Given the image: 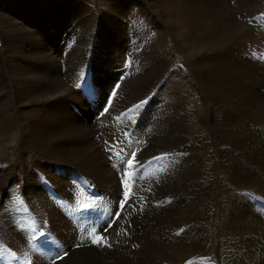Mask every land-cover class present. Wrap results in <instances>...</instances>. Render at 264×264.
Wrapping results in <instances>:
<instances>
[{"label": "rangeland", "instance_id": "374dc122", "mask_svg": "<svg viewBox=\"0 0 264 264\" xmlns=\"http://www.w3.org/2000/svg\"><path fill=\"white\" fill-rule=\"evenodd\" d=\"M198 4L202 8L205 6L201 2L191 6L193 16L191 19L193 24L190 25L193 27L196 25V27L195 29H190L186 27L189 23L184 22L181 14L179 15L180 12H178L177 8L174 7L175 5L169 0H0V117L3 118V121L0 119V126H3L6 120L10 121L15 118L16 114L18 117L24 116L20 121L25 126L27 125L24 124V120L27 121V124L32 123L40 118V116H37L38 118L33 119L40 112L45 117L47 115L49 116L50 112L53 111H56L55 114L59 115L61 108L56 103L58 101L53 102L50 100L53 98L51 95H54L52 88L58 82H67L68 86L83 96L84 92L76 90L74 85L76 81L80 80L82 69L85 67V64H88V57L91 58L92 70L94 71L92 90L95 93V98L91 102H88L89 98L86 95L87 101L80 96L83 102L79 101L78 103L67 99L64 100V107L72 115L74 114V116L82 117L85 107L94 101L96 105L99 103L103 104L104 100H107L108 92L113 90V86L119 83L120 77L122 76H125L126 81L120 84V88H118L115 96L116 101L114 100L116 105L112 107V109L115 108L119 113L120 110L117 109V106L119 108H122V106H120V101L117 102V99L126 98V90L122 89L127 85H135L138 82L144 83L145 86L149 87V91L142 98L140 97L134 100L133 103L137 100L142 101L146 99L159 86L149 106L144 102L137 105V108H148L144 119H150L151 123L146 124L143 129L147 132H143L141 128L138 131H134L136 136L135 140H142V142L146 143V138L144 139V137L147 134L150 138L152 136L158 137L162 134V131L166 132L171 130V133H175L173 138L179 141L181 139L178 133L179 128H182V131H188L187 135L190 138L193 137V134L199 135V133L202 137H199V142L192 141V144L187 142L184 145L178 146L176 150H173L175 159L167 156L161 158L165 163L157 160L156 162L159 163L156 164L159 166H154V169L157 171L161 169L163 176L156 177L151 182V185L154 187L153 183H157L160 179L165 180L166 178L168 180L169 175L167 176V174L170 172L174 163H183L181 172L183 171V174L188 175L189 168L193 163L204 161V158L201 156L214 155L216 150H225V159L220 158L219 154H216L214 161L217 163L224 162L226 164L225 171L227 169V172H225L226 175L222 174V176L225 177L228 197L227 205H225L227 207V212L225 213L227 223L225 222V229L219 224L218 228L215 225L211 230L213 237L211 235L210 240L213 241H211L213 249L210 251V253L212 252V258L209 255L211 258L210 261H218L219 264H224L223 261H220L222 255V260L227 261L226 263L228 264H264V210L256 208L247 198L240 195V192L250 191L264 197V61L261 56L252 55L253 51H256L258 54L264 52V29L251 27L243 19L252 17L256 13H264V0H227L219 8H210L203 19L198 17L199 14L197 13L198 9L196 7ZM187 12L191 11L187 10ZM217 27L219 28L217 34L224 36L225 40H218L217 36H214L217 32ZM200 34L203 35L201 36ZM253 37L254 39L251 40ZM27 38L30 39L28 40ZM61 60L65 61V70ZM129 63L135 66V69L130 72L124 70V67L129 66ZM197 69L211 71L209 78L205 79V77L199 75ZM148 70H155L156 73L153 74L151 71L152 76H149L147 75ZM250 75L252 76L250 77ZM19 81L20 83L18 84ZM25 83L26 85H24ZM211 84L214 89L205 93L204 86ZM218 86L222 88L219 90L222 92L221 94L219 91L217 92L216 88H219ZM131 91H133L130 93L131 95L129 94L126 98L127 103L131 102H128L130 96L131 100L135 99V96H139L135 92V89ZM124 93L125 95H123ZM120 95L122 96L120 97ZM168 96L175 100H170L171 105L162 107L159 102H164ZM221 100H225V103ZM133 103L128 105H132ZM72 105L80 110L81 115ZM67 106H70L72 111ZM51 107H55L53 111H51ZM184 111L187 113V116L191 113L188 116L189 122L186 116L183 121L179 119L181 123L178 124L177 119ZM97 114L98 112L96 110L95 119ZM62 116L64 118L66 117L64 113ZM92 120L94 122V118ZM123 122L125 123L126 121ZM162 127L163 129H161ZM219 131H222L224 134L226 133L225 140L218 138L217 134H219ZM58 132H62V130ZM248 132L254 136L257 134L255 136L256 138L260 136L258 137L259 142L256 139L255 143L251 145L245 144L243 137ZM13 133H10L9 136L14 137ZM258 134H262V136ZM93 135L94 143L98 151L103 155L104 153L100 151L102 146H100L101 148L99 147V144H102L99 141L101 138H97L98 135L95 132ZM214 136L216 139L213 138ZM48 138H50L49 141H52L56 137L51 135ZM96 141L98 144H96ZM150 141L151 139H149ZM62 143L67 145L68 141H63ZM88 145L90 146V144ZM191 146H195L196 149ZM21 148H23L22 152L19 153L18 150L14 156L10 154L4 157L6 158L5 160L0 159V211L4 215H6V205L1 204V201H8L7 197L9 198V194L14 191L13 186L21 185L24 186L21 189H24L28 198L29 195H31V198L38 200L44 197L49 198L53 202L54 207L50 209V213L44 205L36 204L34 206L30 202V199L27 198L28 204L30 203L31 205L30 208H34L33 212L38 218L41 220L45 219L44 221H48L47 218H49L50 226L52 225L53 229L55 227L54 221L60 219L61 215L64 216L65 209L57 204L60 201L55 202L44 192L46 188L43 190V184L41 186L38 176L42 174L49 179H53V177L58 178L57 184L53 181L51 185L54 186L55 184L60 191L63 188L71 190L75 187L69 179L65 181V179L60 178L62 173L60 176H57L56 173L54 174L55 169L51 171V167L55 165L62 167V172L66 173L67 176H70L74 173L73 170H76L83 172L91 182L95 183L94 185L97 184V187L99 186L101 189H105L107 186L104 173L98 177L99 172L92 171L90 174L86 173L81 169L82 166L78 165V169L68 167L67 165L74 164L73 161H69L68 159H64L63 161V159L57 157H46L52 161L51 163L45 160L44 156H40L44 154L43 150L46 149L44 144L33 145L28 140L26 145L22 143ZM32 151L35 153H32ZM150 152H152V149L146 153L148 154ZM154 152L156 151L154 150ZM138 154L135 159H137ZM153 155L151 154V156ZM104 159L105 161L103 162L107 163L106 156H104ZM146 159L143 158L140 162L135 160L134 162L136 163L134 165L140 164ZM180 165L176 164L179 167ZM104 166L105 168L109 166L112 171H115L120 184H118V190L121 191V184L125 181L124 170L118 165H116V168H111L112 165ZM55 168L57 169V167ZM184 168L188 170L186 171ZM238 177L240 180H238ZM121 180H123L122 183H120ZM59 185H62V188ZM109 187L111 186L109 185ZM215 187L216 185H214ZM101 189L99 188L100 191H102ZM2 194L3 198L1 197ZM5 194H7V197ZM61 194L64 195L63 193ZM150 194H153V191H150ZM169 196H173L172 193ZM104 197H107L104 198L105 201L111 198L106 193ZM17 198L20 199L21 197L17 196ZM186 198L188 199L185 194L170 197L166 200L169 203L167 205L169 209L168 207L167 209L170 210L180 206L191 211ZM67 200L70 202L69 198ZM112 201L110 202L113 205ZM115 201H119L120 203L121 197ZM125 209L127 210L126 203L123 206V211L127 213ZM182 212L184 214L186 211L183 210ZM8 213L6 215L7 217H4L5 224L0 222V224L2 223L0 225V239L5 245L14 250H19V254L23 257V253L27 252L29 245L20 236L16 224L12 220L9 221L7 219L8 217L14 216L15 212L8 209ZM208 213L212 216L213 210L211 209ZM231 214L232 217H230ZM55 217L56 220L54 219ZM66 218L68 219V217ZM128 219L132 221L135 227L132 229L128 227L130 235L123 239L130 242H139L140 244L136 245V243L130 247L128 242V245L123 242L121 239L123 236L121 234H116L113 237L114 239H110V242L112 239L114 240L110 244V247L118 248L123 256L131 260L133 264H143L142 250L149 249L145 244H149V240L144 239L146 229L150 226H156L158 221L151 222V218H149L146 221L138 219L140 222L135 223V219L132 220L129 213ZM180 220L183 222L181 226L178 224L177 226H173V229L177 231L180 228L187 227L184 234L186 235L188 232V235L192 229L190 227L192 220ZM216 220L218 221V219ZM186 222L190 224L184 225ZM125 224L128 226L129 223ZM173 229H168V231ZM62 231L64 232L63 229ZM66 235L68 233L65 230L64 237H62L63 240L66 239ZM78 236L75 234L74 242L70 241L72 244L66 242L64 243L65 245H58V251H66L70 246V249L72 247L74 251L91 248L96 253H102L103 247H95L91 245V242L85 243L79 248L78 246H74L79 244V240L76 238ZM184 236L179 238L184 239ZM52 237L56 238L57 235H52L51 239ZM158 239L160 237L156 238V240ZM53 241L55 242L56 239ZM151 241H155L153 237ZM222 245L225 249H221L219 251L220 255L216 256L217 250ZM133 248H136V250H133ZM111 251L113 252V250ZM30 254L31 259L40 257L41 254L45 259L43 261L35 259L34 264H52L53 259H55L53 260V264H60V261L65 257L60 258V254H56L57 256L55 255V258L50 259L51 256L48 257L45 252L34 250ZM23 263L25 264V261Z\"/></svg>", "mask_w": 264, "mask_h": 264}, {"label": "bare ground", "instance_id": "6f19581e", "mask_svg": "<svg viewBox=\"0 0 264 264\" xmlns=\"http://www.w3.org/2000/svg\"><path fill=\"white\" fill-rule=\"evenodd\" d=\"M19 1V0H18ZM22 1V0H21ZM171 1L177 8L179 15L181 14V16L183 17L184 22L189 23V25H187V28L190 29H195L196 25L193 27L190 24H193L192 21V10H191V6L193 4H197L198 2L204 3V7L202 8V6L200 4H198L196 7L198 9V17H200L201 19H203L205 17V15L209 12L210 8H219L221 7L224 2H226L227 0H169ZM250 1V0H249ZM254 2V1H253ZM165 3V2H164ZM169 3V2H168ZM238 3V2H237ZM228 4V3H227ZM251 4V3H250ZM242 5V4H241ZM244 5V4H243ZM254 5V4H253ZM169 6V5H168ZM254 7V6H253ZM263 7V6H262ZM171 8V7H170ZM253 9V8H252ZM187 10H190L191 12H187ZM235 10V9H234ZM254 10V9H253ZM205 11V13H204ZM214 11V10H213ZM238 11V8H237ZM240 11V9H239ZM234 12V11H233ZM250 12V11H249ZM253 12V11H252ZM227 13V12H226ZM218 15V14H217ZM228 16V15H227ZM217 17V16H216ZM219 18V17H218ZM229 19V18H228ZM238 19V18H237ZM214 22V21H213ZM228 22V21H227ZM33 23V22H32ZM7 25V24H6ZM71 25V24H70ZM139 25V24H138ZM239 26V25H238ZM247 26V25H246ZM171 27V26H170ZM225 27V26H224ZM223 27V28H224ZM240 27V26H239ZM3 28V27H2ZM218 28V27H217ZM22 29V28H21ZM245 31L249 30L247 28L244 29ZM219 28L217 29L216 34H214V36H217L218 40H222L224 38V36L222 35H218ZM237 32V31H236ZM248 32V31H247ZM246 32V33H247ZM250 32V31H249ZM258 32V31H257ZM256 32V33H257ZM4 33V32H3ZM244 33V32H243ZM264 33V32H263ZM23 34V33H22ZM136 34V33H135ZM226 34V33H225ZM261 34V33H260ZM201 35V34H200ZM203 35V34H202ZM201 35V36H202ZM206 35V34H205ZM9 36V35H8ZM138 36V35H137ZM1 37V36H0ZM6 37V36H5ZM31 37V36H30ZM176 37V36H175ZM15 38V37H13ZM213 38V37H212ZM24 39V38H21ZM28 39V38H27ZM26 39V40H27ZM30 39V38H29ZM28 39V40H29ZM202 39V38H201ZM206 39V38H205ZM234 39V38H233ZM254 37L251 39L253 40ZM13 40V39H12ZM11 40V41H12ZM27 40V41H28ZM248 40V39H247ZM262 40V39H261ZM264 40V39H263ZM4 41V40H3ZM16 41V40H15ZM214 41V40H213ZM228 41V38H227ZM255 41V40H254ZM260 41V40H259ZM199 42V41H198ZM211 43V41H209ZM189 43V42H188ZM213 43V42H212ZM25 45V44H24ZM23 45V46H24ZM224 45V44H223ZM208 46V45H207ZM14 47V46H13ZM18 47V46H17ZM21 47V46H20ZM200 47V46H199ZM209 47V46H208ZM215 47V46H214ZM10 48V47H8ZM7 48V49H8ZM188 48V47H187ZM189 49V48H188ZM64 50V49H63ZM216 50V49H215ZM11 51V50H10ZM26 51V50H25ZM121 51V50H120ZM194 51V50H192ZM202 51V50H201ZM213 51V50H212ZM23 52V51H21ZM61 52V51H60ZM161 52V51H160ZM159 52V53H160ZM24 53V52H23ZM202 53V52H200ZM19 54V53H18ZM34 54V53H33ZM212 54V53H211ZM214 54V53H213ZM225 54V53H223ZM122 55V54H121ZM150 55V54H149ZM221 55V54H220ZM20 56V55H19ZM41 56V55H39ZM193 56V55H192ZM24 57V56H23ZM26 57V56H25ZM22 58V57H21ZM41 58V57H40ZM52 58V57H51ZM35 59V58H34ZM117 59V58H116ZM204 59V58H203ZM224 59V58H223ZM78 60V59H77ZM111 60V59H110ZM114 60V59H113ZM112 60V61H113ZM155 60V59H154ZM206 60V59H205ZM14 62V61H13ZM53 62V61H52ZM80 63V62H79ZM77 64V63H76ZM254 64V63H252ZM214 65V64H213ZM250 65V64H249ZM253 66V65H252ZM258 66V65H257ZM264 66V65H263ZM153 67V66H152ZM204 67V66H203ZM216 67V66H215ZM218 67V66H217ZM241 67V66H240ZM200 68V67H199ZM206 68V67H205ZM208 68V66H207ZM251 68V67H250ZM259 68V67H258ZM16 69V68H15ZM116 69V68H115ZM263 69V68H262ZM197 73L199 75H202L203 77H205V79L209 78V73L206 69H197ZM217 70V69H216ZM254 70V69H253ZM24 71V70H23ZM71 71V70H69ZM153 74H155V70H151ZM150 70H148V74L149 76H152ZM223 71V70H222ZM264 71V70H263ZM21 72V71H20ZM251 72V71H250ZM253 73V72H251ZM261 73V72H260ZM259 73V74H260ZM26 74V71H25ZM74 74V73H73ZM158 74V72H157ZM213 74V73H212ZM247 74V73H246ZM28 75V74H27ZM72 75V74H71ZM255 75V74H254ZM213 76V75H212ZM252 75H250L251 77ZM261 76V75H260ZM263 76V75H262ZM28 77V76H27ZM21 78V77H20ZM25 78V77H23ZM153 78V77H152ZM202 78V77H201ZM40 79V78H39ZM257 79V76H256ZM23 80V79H22ZM28 80V79H27ZM150 80V79H149ZM43 81V80H42ZM60 81V80H59ZM162 81V80H161ZM208 81V80H207ZM246 81V80H245ZM256 81V80H255ZM261 81V80H260ZM5 82V81H4ZM22 82V81H21ZM150 82V81H149ZM1 83V82H0ZM20 83V81L18 82V84ZM23 83V82H22ZM21 83V84H22ZM36 83V82H35ZM51 83V82H50ZM154 83V82H153ZM212 83V82H211ZM247 83V82H246ZM262 83V82H261ZM42 84V83H41ZM206 84V83H205ZM238 84V83H237ZM236 84V85H237ZM254 84V83H253ZM252 84V85H253ZM259 84V83H258ZM16 85V84H15ZM26 85V83L24 84ZM23 85V86H24ZM31 85V84H30ZM222 85V84H221ZM228 85V84H227ZM41 86V85H40ZM216 86V85H215ZM245 86V85H244ZM249 86V85H248ZM16 87V86H15ZM135 87V88H134ZM219 87V86H218ZM224 87V85H223ZM242 87V86H241ZM257 87V86H256ZM260 87V86H259ZM13 88V87H12ZM35 88V87H34ZM123 88V87H122ZM246 88V87H245ZM254 88V87H253ZM15 89V88H14ZM40 89V88H39ZM42 89V88H41ZM53 89V93L54 95L53 98H51L50 100H52L53 102H56L60 108L61 111H59V115H56L55 112L53 111V109L51 107V111L50 115L48 116H42L43 113L40 112L39 114H37L33 119L38 118L37 116H40V118L36 119L35 121H33L32 123H28L27 121L24 120V124H21L20 119L24 116H20L18 117V115L16 114L15 118L9 120H6L5 123H3V126H0V159H6L4 158L7 155L12 154L13 156L17 153V151L19 150V153L22 152L23 148L22 147V143H24L25 145L27 144V141L29 140L33 145L34 144H44V146L46 147L44 151V154H41L40 156H44L45 160L49 161L50 163L52 162L51 160H48V158L46 157H57L59 159H68L69 161H73L74 164H69L67 165L68 167H75L78 169V165L82 166L81 169L84 170V172L86 173H91L92 171H96L97 173L99 172L98 177L104 173V179H106V184L107 186L105 187V189H101V187H99L102 191L101 194L104 197L105 193L108 194V196L110 195L111 198H109L108 200H104L102 207H100L99 212L101 213V216L103 218L106 219V217H110V216H106L104 217L102 214H104L105 212H107L109 215H113L118 208L119 205V201H115L116 199L119 200V197H121V200H125L124 196L122 194V191H119V179L117 178V175L115 173V171H112L109 166L108 168H105L104 165H109V161H108V157L110 155V147L108 145H106V141H104L105 139L109 140V142H116V140H122V138H120L119 136V132H122V127H124L130 120V118H125L123 120H116V122L113 121L112 117L113 114L118 115L119 112H117V110L115 108H113L110 113L103 118V120H98L97 118L95 119V112L97 110V108H101L102 105H104L105 100L103 102V104L99 103L98 106L99 107H94L93 105L89 104L87 105V107H85L83 116H74V114L72 115L65 107L63 104L64 100H71L74 103H78L79 101H82L81 98H84L85 101H87V98L85 95L81 96L79 95L77 92H75L70 86H68L67 82L65 83H57L54 85ZM132 89H135V92L139 95L138 97L135 96V99L131 100V96L128 98L130 100H128V102L133 103L134 100L138 99V98H142L144 96V94H146L149 91V87L145 86L144 83H138L136 82L135 85L131 84V85H127L125 88H123L122 90H126L125 93L127 94L126 98L129 96V94L133 91H131ZM214 89L213 85H207L204 86V90L205 93L207 91L210 92V90ZM217 92L222 89V88H216ZM246 90V89H245ZM43 91V90H42ZM243 91V90H241ZM254 91V90H253ZM30 92V91H29ZM208 92V93H209ZM220 94L222 93L221 91H219ZM227 92V91H226ZM121 93V92H120ZM125 93L123 95H125ZM229 93V92H228ZM238 93V91H237ZM131 95V94H130ZM200 95V94H199ZM49 96V95H48ZM81 96V98H80ZM122 95H120L121 97ZM206 96V94H205ZM240 96V95H239ZM134 97V96H133ZM220 97V96H219ZM241 97V96H240ZM126 98H121V99H117V102L120 101L122 108H119V106H117V109L120 110V112L123 113V111H126V108L132 106L133 104L137 103L139 100L135 101V103H133L132 105H128L130 103H127ZM203 98V97H202ZM223 98V97H222ZM238 98V96H237ZM245 98V97H244ZM252 98V97H251ZM32 99V98H31ZM30 99V100H31ZM165 99V98H164ZM241 99V98H240ZM253 99V98H252ZM256 99V98H255ZM170 100H175L172 97H169L167 99H165L164 102L160 101L159 103L163 106H169L171 105ZM239 100V99H238ZM116 101V100H115ZM177 101V100H176ZM222 102L225 103V100H221ZM257 101V100H256ZM52 102V103H53ZM68 102V101H67ZM83 102V101H82ZM102 102V101H101ZM215 102V101H214ZM252 102V101H251ZM254 102V100H253ZM95 103V101H94ZM209 103V102H208ZM227 103V102H226ZM241 103V102H240ZM245 103V102H244ZM243 103V104H244ZM40 104V103H39ZM123 104V105H122ZM234 104V103H233ZM248 104V103H247ZM116 102H114L113 107H115ZM139 105V104H138ZM203 105V104H202ZM222 105V104H221ZM245 105V104H244ZM36 106V105H35ZM128 106V107H127ZM238 106V105H237ZM241 106V105H240ZM248 106V105H247ZM260 106V105H259ZM262 106V105H261ZM70 107V106H67ZM137 107V105H136ZM206 107V106H205ZM18 108V107H17ZM21 108V107H20ZM59 108V107H58ZM197 108V107H196ZM251 108V107H250ZM263 108V107H262ZM242 109V108H241ZM58 110V109H57ZM70 111H72L71 107L69 108ZM238 110V109H237ZM236 110V111H237ZM259 110V108H258ZM208 111V110H207ZM244 111V110H243ZM257 111V110H256ZM163 112V111H162ZM198 112V111H197ZM219 112V111H218ZM234 112V111H233ZM14 113V112H13ZM65 114V118L62 116V114ZM121 113V114H122ZM171 113V112H170ZM181 113V112H180ZM190 113V112H189ZM200 113V112H199ZM239 113V112H238ZM19 114V113H18ZM191 114V113H190ZM190 114L188 116H190ZM208 114V113H207ZM216 114L218 115V113L216 112ZM240 114V113H239ZM28 115V114H27ZM216 115V116H217ZM14 116V115H13ZM145 116V115H143ZM187 116V113L184 111L180 114V117H178V124L181 123V121H183ZM187 116L188 122H189V118ZM250 117V116H249ZM9 118V117H8ZM84 118V120H83ZM94 118V122L93 119ZM161 118V117H160ZM163 118V117H162ZM219 118V117H217ZM256 118V117H255ZM0 119L3 118L0 117ZM179 119H181V121H179ZM220 119V118H219ZM1 121V120H0ZM5 121V120H4ZM123 121H126L125 123ZM220 121V120H219ZM30 122V121H29ZM159 122V121H158ZM185 122V121H184ZM183 122V123H184ZM224 122V120H223ZM236 122V121H235ZM263 122V121H262ZM151 120L148 118L144 117L141 120V126L140 128L143 130L145 128L146 124H150ZM187 123V122H186ZM241 123V122H240ZM230 125V124H229ZM244 125V124H241ZM261 125V124H260ZM259 125V126H260ZM202 126V125H200ZM235 126V125H234ZM17 127V128H16ZM161 127V126H160ZM184 127V126H183ZM189 127V126H188ZM231 127V126H230ZM228 128V127H227ZM56 129H58V131L62 130V132H58L56 131ZM160 129V128H159ZM163 129V127L161 128ZM167 129V128H166ZM193 129V128H192ZM195 129V128H194ZM204 129V128H202ZM206 129V128H205ZM220 130V129H219ZM13 133L14 137L9 136L10 133ZM94 132L98 135L97 138H101V140L99 139V141L102 142V144H99V147L102 146V148L100 149V151H102L104 154L102 155L101 152L98 151L96 145H95V140H93L94 135L92 136V134H94ZM143 132H147L145 130H143ZM174 132V131H173ZM188 131H182V128H179V134L181 139L179 141L175 140L173 138V136H175V133H171V130L168 131H162V134L158 137H154L152 136L151 138L148 136V134L144 137L146 143L143 142V144L141 146H131V151L133 152H137L138 157L137 159H135L136 161H141L143 160V158H147V159H151L152 157H156V156H160V155H165L167 154L168 157L175 159V155L174 152H172L173 150H176V148H178V146L180 145H184V143H191L192 141L194 142H199V135L197 134H193L190 138L189 135H187ZM197 132V131H194ZM205 132V131H204ZM245 132V131H244ZM251 132V131H250ZM151 133V132H150ZM202 133V132H201ZM182 134V135H181ZM205 134V133H203ZM226 134V133H225ZM225 134L222 131H219V134H217L219 139H223L225 140ZM51 135H54L56 138H54V140L49 141ZM144 135V134H143ZM142 135V136H143ZM150 135V134H149ZM154 135V134H153ZM257 135V134H256ZM255 135V136H256ZM261 135L262 134H258ZM111 136V137H110ZM157 136V135H156ZM250 136H253L250 138ZM253 134H250L249 132L246 133V135H244L243 137V141L245 144H253L255 143L256 139L259 142V138L260 136H258L257 138L255 137ZM110 137V138H109ZM53 138V137H51ZM109 138V139H108ZM164 138V139H162ZM214 139L215 136L213 137ZM262 138V137H261ZM149 139H151V141L149 142ZM162 139V140H161ZM155 140V141H154ZM203 140V138H202ZM49 141V142H48ZM63 141H68L67 145H65V143L63 144ZM207 141V138H206ZM48 142V143H47ZM51 142V143H50ZM261 142V141H260ZM58 145H57V144ZM193 143V142H192ZM191 143V144H192ZM90 144V146L88 145ZM96 144L97 141H96ZM146 146H145V145ZM202 144V143H201ZM257 144V143H256ZM65 145V146H64ZM145 146V147H144ZM144 147V148H143ZM192 148H195V146H191ZM220 148V147H219ZM260 148V147H259ZM152 149V152L150 153H146L148 151H150ZM184 149V148H183ZM223 149V148H221ZM154 150L156 152H154ZM165 150V151H162ZM205 150V149H204ZM203 150V151H204ZM162 151V152H160ZM160 152V153H158ZM32 153H35L32 151ZM31 153V154H32ZM87 153V154H86ZM201 153V152H200ZM208 153V152H207ZM151 154H154L153 156H151ZM216 154H219L220 158L225 159V150H216L214 155H203L201 156L202 158H204V161L200 162V163H193L191 165V167L189 168L188 171V175H185L181 172V167L183 166V163H174V165L172 166V168L170 169V172L167 174V176L169 175V179L167 180L165 178V180L160 179L158 180L157 183H153L154 187L151 185V182L149 183L148 186H144V188L142 189V193L141 196L143 198H149V200L151 198H156L161 200L163 203H166V200L169 199L170 197L173 196H179L181 194H185L188 197V206L191 208L190 210L184 209L182 207H175L173 209H169V207L166 205V207L162 208V207H156L154 205H150L148 207L145 208V212L141 213L138 209L137 206L134 205L133 207H131V201L130 200H126V205H127V213H129V216L132 220L136 222H140L138 221V219L142 220V221H146L147 219L151 218V222L153 221H158V224L156 226H150L148 229H146V235L144 236V239H148L149 240V244H146V247L149 249H144L146 250L144 253L142 250V255H143V264H183L186 261H189L190 259L197 257V256H206V255H210L212 258V255L210 253L212 246H211V230L213 228V226L217 227L219 226V224L221 225L222 228L225 229V222H226V215L225 213L227 212V207H225V205H227L228 202V197H227V189H226V183H225V177L222 176L226 175L225 172H227V169L225 171V166L226 164H224V162L217 163L214 161V156ZM86 155V156H85ZM104 156H106L107 158V163L103 162L105 161ZM151 156V157H150ZM261 156V155H260ZM12 157V156H10ZM163 157V156H162ZM259 157V156H258ZM264 157V156H263ZM169 158V160H170ZM146 159V160H147ZM167 159V158H166ZM134 160V161H135ZM160 161H162V163H165V161L163 159H159ZM1 161V160H0ZM173 161V160H172ZM5 162V161H3ZM11 162V161H9ZM136 163V162H134ZM159 163V162H158ZM167 163V162H166ZM230 163V162H229ZM1 164V163H0ZM6 164V163H5ZM8 164V163H7ZM141 164V163H140ZM137 164V165H140ZM176 164H181L180 167L176 166ZM23 165V164H22ZM158 165V164H157ZM171 165V164H170ZM159 166V165H158ZM157 166V167H158ZM24 167V166H23ZM121 168V167H120ZM168 168V167H167ZM188 168V167H187ZM23 169V168H21ZM26 169V168H24ZM175 169V170H174ZM185 169V168H184ZM230 169V168H229ZM186 171L188 169H185ZM22 172V171H21ZM61 173L60 174H56L57 176H60V178L65 179V181L67 179H70L71 176H73V174L71 176H67L66 173L62 172V170H60ZM108 172V173H107ZM35 173V172H34ZM122 173V172H121ZM82 174H84L82 172ZM107 174V175H106ZM228 174V173H227ZM85 175V174H84ZM88 175V174H87ZM182 175V178H181ZM228 176V175H227ZM123 178V176H122ZM159 178V177H158ZM124 179V178H123ZM40 182H42L41 179H39ZM52 182L54 181L55 184H57L58 182V178L53 177V179H50ZM144 180V178L142 179ZM167 180V181H166ZM232 180V179H231ZM238 180L239 177H238ZM233 181V180H232ZM237 181V180H236ZM123 180L120 181V183H122ZM153 182V181H152ZM61 183V182H60ZM93 183V182H92ZM54 184V187L58 190L59 193H63L67 198L70 199V202H73L74 200V193L78 194L79 197L81 198V195L79 194V191L77 189V187L75 186L74 188H72L71 190L67 189V188H63L61 189V191L59 190V188ZM64 184V183H62ZM67 184V183H65ZM94 184V183H93ZM72 185V184H70ZM109 185L111 187H109ZM120 185V184H119ZM214 185H216V187L214 188ZM60 186V185H59ZM69 186V185H67ZM73 186V185H72ZM97 186V185H96ZM24 187V186H23ZM27 187V186H26ZM60 188H62V185L60 186ZM98 188V189H99ZM258 190V189H257ZM150 191H153V194H150ZM37 193V192H36ZM172 193L173 196H169V194ZM264 194V193H263ZM31 195H29L30 202L36 206V204H40V205H44V207H47V210L50 211L51 213V208L54 207L53 202L48 198H44L42 197L40 200L36 199V198H31ZM37 197V196H36ZM197 197V198H196ZM107 198V197H104ZM27 199V200H28ZM181 199V198H180ZM183 199V198H182ZM111 200H113V205L111 204ZM184 202V201H183ZM60 203V202H59ZM129 203V204H128ZM174 205V204H173ZM56 206V205H55ZM110 210H107V208ZM144 206V205H143ZM172 206V205H171ZM170 206V208H171ZM31 207V206H30ZM78 207V205L76 206ZM168 207V209H167ZM43 208V207H42ZM34 209V208H33ZM213 210V217L210 215V213H208L210 210ZM45 210V209H44ZM161 210V211H160ZM183 210H185L186 212L184 214H182ZM115 211V212H113ZM255 212V211H254ZM57 213V212H56ZM3 213L0 211V222L4 223V217H7L6 215H2ZM170 214V215H169ZM230 214V213H229ZM44 215V214H43ZM169 215V216H168ZM68 217L66 214H64V216L61 215V218L56 220V217L54 218L56 221L55 222V227L52 229L53 231V236H55V234L57 235L56 238L52 237L53 240L56 239L55 243L56 245H65L64 243L66 242H74L75 239V234L79 235L78 237H76L79 241L80 240H85L86 243L91 242L90 240H88L87 236H86V232L82 230L81 226L77 223L76 220H73L71 218L68 217V219L66 218ZM229 217V216H228ZM232 217V214L231 216ZM59 218V217H58ZM184 219L187 221L192 220L191 224L190 223H185L184 225L190 224V227H192V229L190 230L189 234L184 236V239L179 238L177 235H175L176 230L173 229V226H177L178 224L183 223L180 219ZM53 219V220H54ZM62 219V220H61ZM179 219V220H178ZM218 219V221L216 220ZM229 219V218H228ZM227 219V220H228ZM7 221V220H6ZM257 221V220H256ZM53 222V223H54ZM219 222V223H218ZM235 222V221H234ZM1 223V224H2ZM7 223V222H6ZM150 223V222H148ZM227 223V222H226ZM231 223V222H230ZM0 224V225H1ZM125 224V223H124ZM139 224V223H138ZM213 224V225H212ZM232 224V223H231ZM147 225V224H146ZM230 226V225H229ZM3 227V226H2ZM103 227H105V224H103ZM116 228H114L113 230L109 231L107 236H110L109 238H113L114 236H116V233H114V230L118 229L121 227V225L119 224H115ZM135 227V226H134ZM138 227V226H137ZM214 227V228H215ZM220 228V227H219ZM62 229L67 231L68 235H66V239H62V237H64V232L62 231ZM144 229V227H143ZM168 229H173L171 231H168ZM187 229V227H186ZM221 229V228H220ZM179 230V229H178ZM217 230V229H216ZM215 230V231H216ZM219 230V229H218ZM72 233L70 235V232ZM131 231V230H130ZM135 231V230H134ZM222 231V230H221ZM224 231V230H223ZM228 231V230H227ZM63 232V233H61ZM75 232V234H74ZM133 232V231H132ZM131 232V233H132ZM138 232V231H137ZM231 232V231H230ZM233 232V231H232ZM241 232V231H240ZM239 232V233H240ZM245 232V231H244ZM135 233V232H134ZM142 233V232H141ZM140 233V234H141ZM223 234V233H222ZM227 234V233H226ZM70 235V236H69ZM123 236V234H121ZM220 235V234H219ZM191 236V237H190ZM224 236V235H223ZM2 237V236H1ZM121 238V236H119ZM129 237V236H128ZM153 237V239L155 241H151V238ZM158 240H156V238H159ZM213 237V235H212ZM226 237V236H224ZM117 238V237H116ZM124 237H122L121 239L123 240V242L126 244L127 242L129 243V246L131 247V245L134 244H140L139 242H130L127 241L125 239H123ZM126 238V237H125ZM76 239V240H77ZM109 239V242H110ZM114 239V238H113ZM112 239V241H114ZM128 239V238H127ZM215 239V238H214ZM77 240V241H78ZM135 240V239H134ZM112 241L110 242V244H112ZM119 242V241H118ZM213 242V241H212ZM71 243V242H70ZM232 243V242H231ZM72 244V243H71ZM119 244V243H118ZM213 244V243H212ZM120 245V244H119ZM89 246V245H88ZM68 247V246H67ZM102 247V246H101ZM110 247V246H109ZM228 247V246H227ZM113 249H108V248H103L102 253H96L93 249L91 248H83V249H79L74 251V249H70V246L68 247L70 253L69 255L65 258H63L60 261V264H133V262H131V260L126 259V257L123 256V254L119 251V249L114 248L112 246ZM120 249H122L120 247ZM140 249V248H139ZM221 249H225L224 246L222 245V247L220 249L217 250L216 252V256L220 255V250ZM113 250V252L111 251ZM125 251V250H123ZM225 251V250H224ZM223 253V251H222ZM133 254V253H132ZM48 255V254H47ZM66 256V255H65ZM136 257V256H135ZM214 257V256H213ZM210 258V259H211ZM35 259L39 260V261H43L45 260L42 257V254L40 257L34 258L33 260L35 261ZM59 259V258H58ZM55 260V259H54ZM218 260V258H217ZM220 261H223L224 264H228L226 263L227 261L222 260V255H221V259ZM239 261V260H238ZM58 262V261H57ZM230 262V261H229ZM231 264V263H230ZM234 264V263H233Z\"/></svg>", "mask_w": 264, "mask_h": 264}, {"label": "snow or ice", "instance_id": "6c2138e0", "mask_svg": "<svg viewBox=\"0 0 264 264\" xmlns=\"http://www.w3.org/2000/svg\"><path fill=\"white\" fill-rule=\"evenodd\" d=\"M132 159L134 160L135 159V154H133L132 156ZM129 166H131V161H129ZM103 238L100 237V238H97L96 240H94L93 242L94 243H97V244H100L102 242ZM62 258V257H61Z\"/></svg>", "mask_w": 264, "mask_h": 264}]
</instances>
